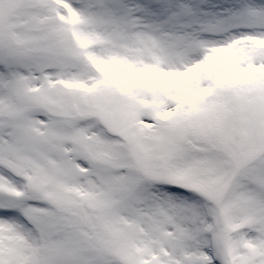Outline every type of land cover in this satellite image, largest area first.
<instances>
[{
  "label": "snow or ice",
  "instance_id": "1",
  "mask_svg": "<svg viewBox=\"0 0 264 264\" xmlns=\"http://www.w3.org/2000/svg\"><path fill=\"white\" fill-rule=\"evenodd\" d=\"M0 264H264V0H0Z\"/></svg>",
  "mask_w": 264,
  "mask_h": 264
}]
</instances>
